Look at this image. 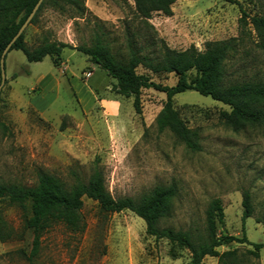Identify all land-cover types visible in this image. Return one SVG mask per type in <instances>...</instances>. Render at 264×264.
Returning a JSON list of instances; mask_svg holds the SVG:
<instances>
[{"label":"rangeland","instance_id":"374dc122","mask_svg":"<svg viewBox=\"0 0 264 264\" xmlns=\"http://www.w3.org/2000/svg\"><path fill=\"white\" fill-rule=\"evenodd\" d=\"M251 16H264V0H177L171 15L154 13L149 29L136 17L131 0H84L82 16L43 8L36 22L24 30L29 48L61 42L71 47L93 44L96 36L118 58L127 59L133 41L146 53H156L160 41L174 51L193 47L202 53L208 42L238 37V7ZM92 69V77L88 71ZM232 83L264 81V49L254 34L226 62ZM5 82L0 95V183L33 187L39 173L67 185L86 182L95 170L102 173L112 198L137 199L157 186L174 185L169 216L160 227L188 232L193 241L204 236L205 212L218 199L224 216L217 234L226 233L264 245V125H245L238 131L225 126L220 112L229 108L194 91L172 98L185 126L198 133V150H188L169 130L159 132L155 120L165 95L140 93L141 115L132 98L116 95L104 71L79 52L64 49L59 65L45 57L29 63L20 51L4 59ZM162 86H173V74H151ZM86 74V75H85ZM42 79L40 85L38 80ZM119 102L110 114L98 102ZM116 98V99H115ZM251 198L252 216L241 220L242 195ZM85 229L72 233L61 225L40 238L38 255L29 263L33 235L25 229L29 206L0 200V217L12 230L11 241L0 242V264H188V251L172 259L165 240L145 233L144 222L128 211L103 214L95 202L83 198ZM236 251L244 264H264V250L254 259L247 244L217 249ZM203 264H217L205 257Z\"/></svg>","mask_w":264,"mask_h":264},{"label":"trees","instance_id":"16d2710c","mask_svg":"<svg viewBox=\"0 0 264 264\" xmlns=\"http://www.w3.org/2000/svg\"><path fill=\"white\" fill-rule=\"evenodd\" d=\"M134 12L143 24L151 29L147 20L154 13L171 15V6L177 0H131ZM191 1V0H187ZM230 1V0H227ZM38 0H0V57L11 39L15 36ZM238 7L239 35L224 41L208 42L202 53L193 47L184 51H174L160 41V49L156 53H146L133 41L127 43V59L123 60L110 52L109 48L96 36L91 46L71 47L61 42L43 43L29 48L24 42V32L11 45L8 52L20 51L29 63L41 62L45 57L52 60L57 67L64 49H71L87 57L89 61L104 71L114 81L111 90L116 95L132 98L135 114L141 115L140 95L142 90H154L165 95V101L159 111L155 124L157 130H169L190 151L198 150V133L187 128L173 108L172 98L186 91H194L201 96L209 97L229 108L228 112H220L219 119L233 131L245 125H264V81H246L232 83L227 79L226 62L238 53L244 41L252 34L259 40L264 49V16H251L242 5L232 2ZM52 8L60 13L72 12L82 16L85 12L84 0H43L29 25H33L43 8ZM141 67L151 74H173L176 78L173 86H162L152 81L147 74L137 73ZM1 83V72H0ZM2 90L0 91V95ZM2 125L0 124V127ZM176 195V187L157 186L149 193L137 199L123 197L114 199L105 187L102 173L95 170L86 182L76 181L67 185L60 179L39 173L33 187L0 183V200L6 199L10 204L23 206L28 204L29 217L24 222L25 229L33 235L31 250L26 256L19 253L30 263L36 258L40 246V238L50 228L61 225L66 230L81 234L85 229L82 216L83 198L95 202L103 214H117L128 211L141 219L145 224V233L156 240H165L169 245V256L178 258V251L186 250L190 254L188 264H203L205 257L216 259L217 264H244L236 251L219 253L217 249L229 244H247L253 250L247 255L257 259L264 250L263 244L247 242L246 238H237L226 233L217 234V228L224 223L223 209L220 200L209 203L205 212L204 236L194 242L186 231L160 227L161 220L170 212V202ZM241 220L244 222L253 213L251 198L247 191L242 195ZM12 230L0 217V242L11 241Z\"/></svg>","mask_w":264,"mask_h":264},{"label":"water","instance_id":"95a60500","mask_svg":"<svg viewBox=\"0 0 264 264\" xmlns=\"http://www.w3.org/2000/svg\"><path fill=\"white\" fill-rule=\"evenodd\" d=\"M43 0H38L34 8L32 9L31 13L27 16L15 36L11 39V41L7 44V46L4 48L1 57H0V72H1V83H0V91L4 85L5 82V73H4V59L6 54L8 53L11 45L18 39V37L24 32V30L27 28V26L30 24L32 18L34 17L35 13L37 12L40 4Z\"/></svg>","mask_w":264,"mask_h":264},{"label":"crops","instance_id":"0c3cea01","mask_svg":"<svg viewBox=\"0 0 264 264\" xmlns=\"http://www.w3.org/2000/svg\"><path fill=\"white\" fill-rule=\"evenodd\" d=\"M91 70L92 69H90L88 71V73H87L88 75L85 74L87 77L88 76L92 77V75H91L92 71ZM41 81H42V79H39L38 80V83H39L38 85H40ZM116 100H118V99H116ZM116 100L112 101L110 98H108V99L102 100V101H100L98 103H100L102 105V107H104L105 109H107L110 114H113L114 115V114H116L118 112V109L120 108L119 102L114 103V102H116Z\"/></svg>","mask_w":264,"mask_h":264}]
</instances>
